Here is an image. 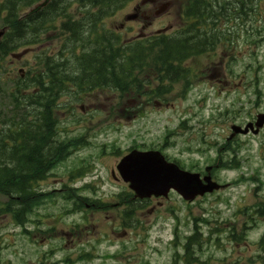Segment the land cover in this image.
Returning a JSON list of instances; mask_svg holds the SVG:
<instances>
[{
    "label": "rangeland",
    "instance_id": "rangeland-1",
    "mask_svg": "<svg viewBox=\"0 0 264 264\" xmlns=\"http://www.w3.org/2000/svg\"><path fill=\"white\" fill-rule=\"evenodd\" d=\"M166 1L169 5L164 8V16L159 15L151 23L148 33L167 23L181 24L178 13L186 0ZM135 2L130 0L109 17L105 28L112 30L124 23L126 37L135 35L139 24L135 20L123 21L124 16L133 12ZM73 5L68 9L72 10ZM263 16L261 10L260 17ZM254 24L257 26L250 17L249 29ZM262 36L260 31L254 35L238 34L231 54L217 46L215 51L195 59L199 80L193 82L185 98L178 96L179 86L172 88L166 101L143 96L138 103L110 90L90 92L82 100L73 93L60 95V104L55 108L56 138L63 143L82 137L87 146L66 153L37 183L36 189L49 196L28 216L24 226L27 233L9 215L0 214V264H173L171 248L182 247L183 238L191 235L195 227L202 234L199 248H203V253L199 254V263L189 264H205V260L210 264H221L222 260L223 264L226 260L250 264L252 259L256 264L258 251L249 246V239L260 236L264 221L260 220L258 229H244V242L227 239L236 230L242 239L240 228L243 224L249 226L246 212L238 211L248 204L247 193L249 205L264 201V127L256 135L236 136L229 142L230 146L222 150L226 155L221 161L235 155L237 169L215 170L227 187L191 205L173 195L161 206L134 204V210L126 217L124 212L131 207L118 205V196L129 190L118 179L115 165L134 146L139 150L163 146L162 154L167 160L177 162L185 170L193 168L197 172L213 164L217 148L229 135L230 125L243 126L264 108ZM56 48V42L48 40L40 47H31L13 63L10 56L0 60V118L17 117L18 109L10 97L17 69L21 68L25 76L28 66L38 64L35 55L49 54ZM154 101L162 106H155ZM137 107L142 109L140 115L131 112ZM183 121L184 126L180 125ZM73 192L88 200L82 202V211L72 209L75 201H66ZM95 200L108 205V209L95 210L90 206ZM4 201L0 197V203ZM174 229L178 233L175 246L171 242ZM217 236L221 241H216Z\"/></svg>",
    "mask_w": 264,
    "mask_h": 264
},
{
    "label": "trees",
    "instance_id": "trees-1",
    "mask_svg": "<svg viewBox=\"0 0 264 264\" xmlns=\"http://www.w3.org/2000/svg\"><path fill=\"white\" fill-rule=\"evenodd\" d=\"M40 0H2L0 2V10L5 12L2 18L4 25H7L9 31L5 35V39L0 43V52L6 53L7 49L14 50L17 47L31 45L35 43V39L40 31L51 26L53 15H64L65 20L60 24V33H70V36L64 40V46L69 48L68 57L63 56L60 61L48 59L44 63L47 69L46 78L52 74V79H64L69 74L81 72L78 78H82L81 83L88 86L99 87L106 86L110 89L128 92L129 88H135L134 70H135V49H131V54L124 57L123 52L116 40H103L102 37L95 38L93 44L85 43L88 36L83 34L84 26L79 20L71 23L70 15L67 9L53 8V12H40L47 17H29L19 19L18 13L23 8L30 6ZM49 0L48 5H60L66 3V0ZM77 3L84 4H100V5H118L122 0H77ZM68 4V3H66ZM39 14V13H38ZM202 34V33H201ZM204 35H199L189 44L174 41L171 44L167 42L158 44L159 55L156 60H152L149 64H143V67L161 64L163 69H169L171 64L174 65L173 72L181 67V63L185 54L201 50L206 44ZM79 44V45H76ZM85 45L90 51L77 54L76 48L85 49ZM188 46L189 51L185 46ZM93 46V47H92ZM92 47V48H91ZM187 50V51H185ZM140 51V50H137ZM90 52L92 57H83L84 54ZM61 55L66 53L64 48L61 49ZM82 56V57H81ZM139 61H136V64ZM144 63V62H143ZM181 68H179V72ZM160 72V71H159ZM158 72V73H159ZM30 82L36 80L34 85H42L40 74L33 75ZM180 77L174 76V80ZM181 79L184 76L181 75ZM22 82L16 83L12 91V99L16 108H20L17 117L0 118V196L6 198V202L0 207V214H9L11 219L19 226H22L28 218L32 210L41 205L40 203L49 196V194L38 193L35 184L43 180L50 169L66 155V148L54 145L52 138L54 137V116L53 107L55 103V95L52 89L43 88L37 96L22 97L19 89ZM79 83V82H78ZM53 85L49 82L46 85ZM132 86V87H130ZM48 87V86H47ZM49 88V87H48ZM162 96L161 93L157 94ZM23 98L19 102V98ZM18 104V105H17ZM29 106V108H28ZM32 117L34 120H27ZM8 135V137H7ZM126 197H130L126 196ZM71 195L67 196L70 199ZM131 198V197H130ZM77 202L86 201L77 198ZM81 207V206H79ZM125 216L127 214H124ZM129 217V216H126ZM194 237L190 240L192 241ZM190 241V242H191ZM189 242V243H190Z\"/></svg>",
    "mask_w": 264,
    "mask_h": 264
},
{
    "label": "water",
    "instance_id": "water-1",
    "mask_svg": "<svg viewBox=\"0 0 264 264\" xmlns=\"http://www.w3.org/2000/svg\"><path fill=\"white\" fill-rule=\"evenodd\" d=\"M257 118L255 125L261 127L264 114ZM248 127L250 125L243 131L236 127L232 129L234 133H246ZM116 168L122 180L129 183V188L139 198L165 196L169 189H174L185 200H192L195 195L211 191L215 187L209 182V178H205L207 186L201 187L198 175L179 171L174 165L165 163L157 152L132 151L120 160Z\"/></svg>",
    "mask_w": 264,
    "mask_h": 264
},
{
    "label": "flooded vegetation",
    "instance_id": "flooded-vegetation-1",
    "mask_svg": "<svg viewBox=\"0 0 264 264\" xmlns=\"http://www.w3.org/2000/svg\"><path fill=\"white\" fill-rule=\"evenodd\" d=\"M143 1L144 2L146 1V2L143 5L136 6L135 10L136 11L138 10L141 13V17L143 20L144 19L145 20L150 19V21L148 23L147 22L144 23V26L150 25V22H152L156 18L159 11L163 10L166 5H169L168 3H166L165 5H162V3L159 2V0H143ZM235 1L236 0H224L223 8L225 9V14L223 17L221 15V12H222L221 7L222 6L220 5V2H219V4H218L219 9L218 10H219L220 14H219V17L217 15H215V17L217 18L215 25L219 22V20L226 23L225 26L227 28H226V30H224V32L227 35V38L229 40L233 38L234 33L236 32L233 29L236 27V25L234 24V22L236 20H234V15H233L234 11L236 10V9H233ZM253 1L257 2L258 4L261 3L259 0H246V3H247L246 9L247 10H249V3L253 2ZM188 5H189L188 3L185 4L186 7H188ZM157 7L159 8V10H155ZM151 15H152V17H151ZM188 24L190 25V23L186 22V25H188ZM187 27L188 26H186V30H187ZM194 28H196L197 30H192L190 32V34H191L190 36H193V37H195V35H197V34H200V31L198 30V28L197 27H194ZM190 36H188V34H187L186 38L188 39ZM230 43H232V42H230ZM248 223H249V216H248ZM251 227H252V224L247 227L248 231Z\"/></svg>",
    "mask_w": 264,
    "mask_h": 264
}]
</instances>
